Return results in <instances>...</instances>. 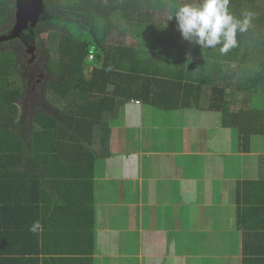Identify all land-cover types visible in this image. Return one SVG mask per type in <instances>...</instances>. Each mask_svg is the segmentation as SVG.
<instances>
[{
  "label": "trees",
  "instance_id": "1",
  "mask_svg": "<svg viewBox=\"0 0 264 264\" xmlns=\"http://www.w3.org/2000/svg\"><path fill=\"white\" fill-rule=\"evenodd\" d=\"M44 1L47 19L24 32L45 53L36 91L26 45L19 37L0 42V167L22 168L0 171V264H71L74 255L86 257L75 264H94L95 167L110 149L109 121L121 102L168 110L198 107L209 95L208 109L238 130L242 145L264 135V0H230L236 17L251 12L252 20L226 54L182 37L169 19L178 0ZM16 11V0H0V36L11 32ZM46 30L57 35L56 50L41 37ZM131 30L135 45L115 44ZM263 192L264 179L241 182L240 225L264 212ZM35 221L37 233L29 231ZM65 228L62 242L74 249H49L47 235Z\"/></svg>",
  "mask_w": 264,
  "mask_h": 264
},
{
  "label": "crops",
  "instance_id": "2",
  "mask_svg": "<svg viewBox=\"0 0 264 264\" xmlns=\"http://www.w3.org/2000/svg\"><path fill=\"white\" fill-rule=\"evenodd\" d=\"M129 32L115 44L135 45ZM208 97L168 110L137 98L120 103L110 149L95 167L94 264H264V212L237 221L239 185L264 179V135L242 145ZM68 230L47 235L49 249L72 251L62 242Z\"/></svg>",
  "mask_w": 264,
  "mask_h": 264
},
{
  "label": "clouds",
  "instance_id": "3",
  "mask_svg": "<svg viewBox=\"0 0 264 264\" xmlns=\"http://www.w3.org/2000/svg\"><path fill=\"white\" fill-rule=\"evenodd\" d=\"M230 0H178L174 13L178 29L185 40L194 42L204 49L219 46L221 54L238 46V33L251 27L252 13L236 17L229 8ZM42 230L40 221H35L29 231Z\"/></svg>",
  "mask_w": 264,
  "mask_h": 264
},
{
  "label": "water",
  "instance_id": "4",
  "mask_svg": "<svg viewBox=\"0 0 264 264\" xmlns=\"http://www.w3.org/2000/svg\"><path fill=\"white\" fill-rule=\"evenodd\" d=\"M16 6V23L9 34L0 36V42L18 38L25 29H34L38 23L47 19L44 0H16ZM35 49L33 47L28 51L32 54V61L36 58Z\"/></svg>",
  "mask_w": 264,
  "mask_h": 264
},
{
  "label": "rangeland",
  "instance_id": "5",
  "mask_svg": "<svg viewBox=\"0 0 264 264\" xmlns=\"http://www.w3.org/2000/svg\"><path fill=\"white\" fill-rule=\"evenodd\" d=\"M148 1V0H147ZM146 1V2H147ZM152 4L148 2L146 4L142 3V7H144L145 9L146 8H151ZM259 28L256 29V33H255V36L256 37H262L263 36V31H260ZM138 36L137 34V31L136 30H132L129 32V35L127 36V38L130 40V39H133ZM41 37L44 38L48 44V46H50L52 49L56 50V47H57V35H55L54 37H52V32L51 31H42L41 32ZM29 51V50H28ZM27 51V59L29 58V56L31 55L32 57V54L31 52H28ZM35 54H37V58L34 62L32 63H29V65L25 66V67H29L28 70L29 72L31 73H34L36 77H34L33 79L35 80H38L37 82L38 83H35L34 82L31 84V86L33 88H35L33 91H36L37 88L39 87V85L42 83V81L44 80L45 78V75L43 74V71H42V68L44 66V60H45V53L38 47L37 49H35ZM37 70V72H36ZM36 72V73H35ZM43 74V75H41ZM246 98V94H242L240 95V106H243L244 105V100Z\"/></svg>",
  "mask_w": 264,
  "mask_h": 264
},
{
  "label": "flooded vegetation",
  "instance_id": "6",
  "mask_svg": "<svg viewBox=\"0 0 264 264\" xmlns=\"http://www.w3.org/2000/svg\"><path fill=\"white\" fill-rule=\"evenodd\" d=\"M36 28V27H35ZM31 31V33H33L34 32V29L33 28H29V29H25L22 33H21V36L19 37L20 38V40H21V42H23L24 43V45H26V49H27V51L28 50H30L31 48H33V47H35L36 49L38 48V45H37V42L35 41V42H32V43H30L28 40H26V39H24V37H25V34H24V32L25 31ZM33 31V32H32ZM36 58H37V54H36ZM36 58H35V60H36ZM34 60V61H35ZM34 61H32V57H31V55L29 56V62H34ZM41 75H43V74H41Z\"/></svg>",
  "mask_w": 264,
  "mask_h": 264
},
{
  "label": "built area",
  "instance_id": "7",
  "mask_svg": "<svg viewBox=\"0 0 264 264\" xmlns=\"http://www.w3.org/2000/svg\"><path fill=\"white\" fill-rule=\"evenodd\" d=\"M89 58L92 59L93 58V55H90Z\"/></svg>",
  "mask_w": 264,
  "mask_h": 264
}]
</instances>
